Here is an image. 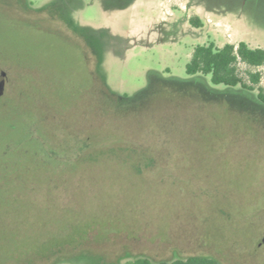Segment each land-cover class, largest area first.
Returning a JSON list of instances; mask_svg holds the SVG:
<instances>
[{
    "label": "rangeland",
    "instance_id": "obj_1",
    "mask_svg": "<svg viewBox=\"0 0 264 264\" xmlns=\"http://www.w3.org/2000/svg\"><path fill=\"white\" fill-rule=\"evenodd\" d=\"M126 1L0 0V264H264V125L215 103L120 112L96 72L131 96L152 71L188 78L199 44L264 47V0ZM79 27L99 31L100 65ZM239 66L264 87V65Z\"/></svg>",
    "mask_w": 264,
    "mask_h": 264
},
{
    "label": "trees",
    "instance_id": "obj_2",
    "mask_svg": "<svg viewBox=\"0 0 264 264\" xmlns=\"http://www.w3.org/2000/svg\"><path fill=\"white\" fill-rule=\"evenodd\" d=\"M133 1L127 0L121 7L131 4ZM190 22L196 27L203 25V21L196 16L191 17ZM71 24L73 25V23ZM79 29L87 46L93 51L96 65H100L102 51L98 41L99 31L92 28L79 27ZM240 63L252 67L264 65V47H252L245 41H240L238 44L228 42L223 46L217 45L214 41L199 44L195 46L191 59L186 66L188 78L165 76L161 72L152 71L149 84L131 96L119 95L111 90L106 82V77L98 71V67L96 72L99 73L104 84V92L112 98L111 105L116 106L120 112L131 110L137 117L148 110L150 114L164 118L172 113L180 112V108L194 102L201 104L215 103L225 107V113L216 114V118L220 121L223 118L225 119V114V116L230 115L233 119L242 117L246 123H249L247 121L254 122L253 119L255 118L261 125H264V87L260 86L261 73L259 71H248V76L244 77L240 71ZM216 85H220L222 88L215 87ZM3 96L0 98V106L3 102ZM202 124L200 123L201 127H198V130L207 131L211 128L209 126L202 127ZM236 128L237 130L241 128L238 123L235 126ZM215 132L217 133L212 135L214 148L216 142L225 137L218 134L221 130ZM53 154L54 152H52ZM145 156L153 159V162L159 160V156L152 155V153H146ZM74 157H76V154H74ZM62 162V160L56 162L49 170L46 169L40 174L45 177H62L64 174ZM125 264L223 263L207 253H193L173 260H158L146 255H138L133 259H128Z\"/></svg>",
    "mask_w": 264,
    "mask_h": 264
},
{
    "label": "water",
    "instance_id": "obj_3",
    "mask_svg": "<svg viewBox=\"0 0 264 264\" xmlns=\"http://www.w3.org/2000/svg\"><path fill=\"white\" fill-rule=\"evenodd\" d=\"M6 78H7V72L2 71L0 74V97L5 92ZM261 242H264V237L262 238Z\"/></svg>",
    "mask_w": 264,
    "mask_h": 264
},
{
    "label": "flooded vegetation",
    "instance_id": "obj_4",
    "mask_svg": "<svg viewBox=\"0 0 264 264\" xmlns=\"http://www.w3.org/2000/svg\"><path fill=\"white\" fill-rule=\"evenodd\" d=\"M1 72H2V69H1ZM6 79H7V78H6ZM4 93H5V92H4ZM3 95H4V94H3ZM3 95H2V96H3ZM2 96H1V97H2ZM1 97H0V98H1Z\"/></svg>",
    "mask_w": 264,
    "mask_h": 264
}]
</instances>
